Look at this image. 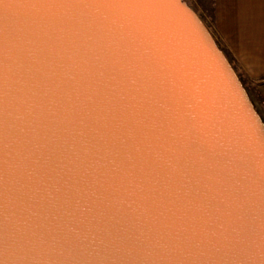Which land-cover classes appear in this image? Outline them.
Segmentation results:
<instances>
[{"label": "water", "instance_id": "1", "mask_svg": "<svg viewBox=\"0 0 264 264\" xmlns=\"http://www.w3.org/2000/svg\"><path fill=\"white\" fill-rule=\"evenodd\" d=\"M222 54L185 0H0V264H264Z\"/></svg>", "mask_w": 264, "mask_h": 264}, {"label": "crops", "instance_id": "2", "mask_svg": "<svg viewBox=\"0 0 264 264\" xmlns=\"http://www.w3.org/2000/svg\"><path fill=\"white\" fill-rule=\"evenodd\" d=\"M215 35L239 76L257 83L264 102V0H211Z\"/></svg>", "mask_w": 264, "mask_h": 264}, {"label": "rangeland", "instance_id": "3", "mask_svg": "<svg viewBox=\"0 0 264 264\" xmlns=\"http://www.w3.org/2000/svg\"><path fill=\"white\" fill-rule=\"evenodd\" d=\"M185 1L189 5V7L195 12L200 22L206 28L208 34L213 38L218 48L224 54L222 43L215 35L213 16H212L213 6L211 0H185ZM237 77L242 83V86L245 92L247 93L249 101L251 102L254 110L256 111L262 123L264 124V102L261 97V92L259 91L257 83L253 80H250L247 76H239L237 74Z\"/></svg>", "mask_w": 264, "mask_h": 264}, {"label": "bare ground", "instance_id": "4", "mask_svg": "<svg viewBox=\"0 0 264 264\" xmlns=\"http://www.w3.org/2000/svg\"><path fill=\"white\" fill-rule=\"evenodd\" d=\"M210 38L212 39V41L214 42L213 38L210 36ZM215 43V42H214ZM216 44V43H215ZM223 57H222V61L224 62V65L226 67V69L228 70V72H230L232 78L234 79V81L236 82L237 86L239 88H241V99H244L247 101V93L245 92L243 86H242V83L239 81L238 77H237V74L236 72L234 71L233 67L231 66V64L229 63V61L227 60V58L225 57L224 54H222ZM249 99V98H248Z\"/></svg>", "mask_w": 264, "mask_h": 264}]
</instances>
